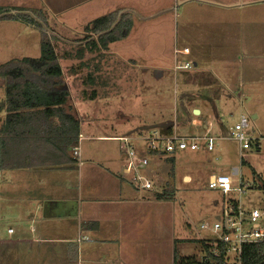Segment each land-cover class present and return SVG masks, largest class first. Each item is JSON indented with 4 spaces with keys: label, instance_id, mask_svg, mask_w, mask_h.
Instances as JSON below:
<instances>
[{
    "label": "crops",
    "instance_id": "0c3cea01",
    "mask_svg": "<svg viewBox=\"0 0 264 264\" xmlns=\"http://www.w3.org/2000/svg\"><path fill=\"white\" fill-rule=\"evenodd\" d=\"M0 7L47 10L50 21L60 22L57 24L61 28H78L80 32L107 14L130 13L134 21L129 36L109 44L107 50L98 53L100 56L95 62L104 66L116 59L123 64L151 67L158 81L172 62L177 63L179 55L191 58L199 68L207 63L205 51L259 50L260 55L264 51V0H0ZM181 23L182 31L187 34V45L182 40ZM85 45L82 42L77 50ZM184 49L189 50L188 55L177 52ZM198 50L205 51L200 54ZM232 63L220 60L219 67L224 73L208 67L207 71L202 69L204 75L209 74L206 78L192 75L197 86L201 85L200 90L195 95L185 94L184 98H203L207 90L220 95V86L229 91V96L246 97L248 88L260 86L255 84L257 81L264 82L259 72L252 74L257 71V61L251 57ZM245 65L250 76H244V70L239 67ZM258 65L264 66V59H260ZM231 71L234 76L229 78L225 73ZM56 80L60 84L65 82L63 77ZM88 80L96 90H102L91 102L116 94L114 81L102 87L92 77ZM232 81L234 83H230ZM204 88L207 90L202 93ZM120 98L124 100L125 96L120 95ZM4 101L5 94L0 98L1 106ZM86 103L77 100L63 106L66 114L79 120V157L74 156V148L64 149L65 144L76 140V133L72 128L69 132L67 123L63 124L59 117L51 118L52 127L44 132L39 129L40 117L36 116L32 124L16 128L7 140L6 150L2 151L0 143V264H82L85 258L101 251L102 246H108L104 247V253H113L120 264H135L131 259L142 257V231L137 216L141 212V201L151 200L150 196L142 197L140 193L150 190L137 187L125 177L131 175L123 171L128 164L127 154L123 152L122 142L115 138L142 134L143 127H139V123L134 128V118L125 109L119 110L118 121L101 116L88 126L84 123L86 118L82 117L86 116ZM106 103L109 106L110 102ZM192 103V110H199V116L203 117L202 109ZM6 115L5 111H0V142ZM117 122L122 124L118 130ZM155 125L161 127V131L165 125L174 127L170 122ZM202 125L206 134L211 135L213 124ZM219 131L223 132L224 139L228 138L222 124ZM85 141L92 143L90 148L86 149L84 143L82 147L81 142ZM113 142L120 146L114 147ZM136 146L139 157L153 155L141 141ZM156 156L150 161L149 178L153 180L158 178L157 170L164 158ZM3 157L8 165L1 167ZM173 158L166 157V160L173 161ZM230 170L233 175L240 172L236 165ZM184 180L190 181L191 176L185 175ZM83 236H88L89 240L76 245L75 241Z\"/></svg>",
    "mask_w": 264,
    "mask_h": 264
},
{
    "label": "rangeland",
    "instance_id": "374dc122",
    "mask_svg": "<svg viewBox=\"0 0 264 264\" xmlns=\"http://www.w3.org/2000/svg\"><path fill=\"white\" fill-rule=\"evenodd\" d=\"M23 9H27L28 14L42 22L44 33L55 43L64 73L63 80L65 82L63 84L66 85L70 93L68 102L71 104L77 100L88 102L84 105L86 116L82 115L83 118H86L84 123L88 126L96 122L95 118L101 116H107L118 121L119 110L125 109L134 118L133 127H137L139 123V127H143V133L134 137L141 138L143 136L144 139L135 140L134 146L137 147L136 145L141 141L146 148L148 142L145 139L154 130L161 128L155 125L156 123L170 122L173 124L174 132L177 135L195 138H202L206 135L203 123H212L214 126V130L211 132V136L216 138L213 152L207 150L205 141L199 140L197 151H177L171 156H162L164 158L157 170L159 176L154 179V189L147 191L149 194L145 193L146 191L140 193L142 197L150 196L151 200L141 201V212L137 216L142 231L143 254L141 258L131 259V261H136L135 264H175L174 252L177 248L182 257H195L200 262L205 253L202 244L198 241L210 240L213 242L217 239V236L209 228L202 229L201 227L205 224L212 228L227 199L238 201L242 207L249 211L253 209L264 210V82L257 81L255 84L260 86L248 88L249 94L246 97H241L235 93V95L229 96V91L224 86H220V95L204 88L202 93L204 90L207 92L203 98L195 97L192 100L187 99V97L182 98L185 94H198L201 85L198 84L199 86H197L192 80L195 79L192 75L198 74L205 76V78L209 76V74L204 75L202 69L207 71L208 67H211L224 73L222 67H219L220 60L225 63H239L247 61L251 57L257 61L255 67L257 71L252 74L259 72V75L264 78V66L258 65L260 59H264V51H260V55L259 50H198L197 52L200 54L205 51L208 57L207 63L199 68L194 66L191 58L179 55L177 63L172 62L171 68L158 81L151 67L147 68L134 63L123 64L116 59L110 60L104 66H99L95 62L100 56L99 52L88 53L82 63L81 60L75 58V55L79 45L82 42L86 43L87 35L84 29L83 31L81 29L82 33L74 27L72 29L61 28L58 25L60 22L57 24L50 21L49 12L41 9L40 11L45 14L47 19L46 23H43L44 17L36 12L37 9L32 7H23ZM182 30H184V25L181 23L182 40L187 45V34ZM94 37L97 38L96 35ZM41 39L42 33L38 28L28 26L20 21L0 20V65L12 60L19 61L26 57L39 58L41 56ZM217 53L221 56L219 57ZM218 58H220L219 61ZM201 59L204 57L201 56ZM186 62H189L193 68L175 70V65L184 66ZM232 66L235 67L233 63ZM239 67L244 70V76L249 75L246 72V65ZM226 68L231 70L227 66ZM225 74L229 78L234 76L233 71ZM89 77H92L94 82L102 87L111 85V83L108 84V81H114L112 83L114 84L113 91L116 90V94L110 98L102 97L95 102L85 99L82 96V90L89 95L93 92H96V96L102 94V90H96L89 83ZM230 83H234V81ZM4 84V80L0 78V98L4 97L5 94ZM120 95H124L125 99L121 100ZM107 101L110 102L109 106H107ZM191 102L197 105L198 109H202L203 117L194 114ZM205 107L208 110H205ZM97 110L99 112H96ZM107 111L108 113L104 114ZM243 116L250 120L246 132L251 139L260 142V150H257L256 147H252L250 150H242L239 142L228 138L224 139L223 132L219 131V125L222 124L228 131V135H225L228 137L231 129H234L241 122ZM194 121L195 124H193ZM121 125L117 122V130L120 129ZM81 143L82 147L84 143L86 149L90 148L92 144L88 141ZM111 144H114V147L120 146L115 142ZM123 152H126L125 149ZM148 157L150 162L152 157L157 156L149 155ZM166 157H174V160H166ZM242 160L245 161L244 165ZM233 165L238 166L240 174L233 175L230 170ZM150 170L151 164L139 168L138 174L147 179ZM185 175H190L191 180L185 181ZM211 175L230 176L234 180V187L239 188L243 185L245 192L242 195L233 192L225 197L220 191L209 188ZM125 177L136 183L134 181L135 172ZM165 191L167 193L174 192L175 199L160 200L156 197L157 194H162ZM135 216L136 213L134 212L133 218ZM261 224L264 226V219L261 220ZM78 240L75 241V244L82 245L77 243ZM102 247V250H99L96 255L85 258L82 264H120L119 258L113 253L111 255L104 253V247L108 246ZM68 260L71 261L70 256Z\"/></svg>",
    "mask_w": 264,
    "mask_h": 264
},
{
    "label": "trees",
    "instance_id": "16d2710c",
    "mask_svg": "<svg viewBox=\"0 0 264 264\" xmlns=\"http://www.w3.org/2000/svg\"><path fill=\"white\" fill-rule=\"evenodd\" d=\"M27 12V9L22 8L5 10L0 7V20L24 22L28 26L40 29L42 33L41 56L39 58L26 57L19 61L12 60L0 65V78L5 82V101L2 103V109L0 105V111H5L7 114L1 131V149L2 151L6 150L7 140L18 126L26 127L29 123L32 124L38 116L40 117L39 129L41 131L47 132L49 127H52L50 119L54 117H59L63 124L67 123L69 132L71 128L75 129L73 131L76 133V140L65 144L64 147L68 151L79 147V120L74 115L66 114L63 110V106L69 101L70 93L64 84H60L56 80L62 78L64 73L55 43L44 33L42 22ZM36 12L44 17L42 21L46 23L45 14L38 10ZM132 27L133 16L128 13L123 14L121 11H115L92 21L84 28L87 35L86 45L76 51L75 58L82 60L86 52L95 53L107 50L109 44L126 39L131 33ZM90 83L92 84V81ZM83 97L94 100L96 92L89 95L84 91ZM173 131L172 126L165 125L162 128V132L165 133H173ZM62 133H66V131ZM64 149L62 150L64 151ZM257 150H260V144H258ZM152 154L155 155V153ZM4 157L1 158V167L8 165ZM242 164H245L244 160H242ZM156 197L160 200L175 199L174 192L167 193L166 191L157 194ZM198 242L202 244L205 253L200 262L195 257H182L176 248L174 252L175 264H229L222 245L217 247L215 241L210 240ZM216 247L219 251L218 255L214 253ZM243 264H264V243L246 247Z\"/></svg>",
    "mask_w": 264,
    "mask_h": 264
},
{
    "label": "built area",
    "instance_id": "2783aa9c",
    "mask_svg": "<svg viewBox=\"0 0 264 264\" xmlns=\"http://www.w3.org/2000/svg\"><path fill=\"white\" fill-rule=\"evenodd\" d=\"M177 52L183 53L184 55L189 54L188 49ZM192 68L193 66L190 63H186L184 66L177 65L175 67L177 71L181 69L190 70ZM195 123L194 121L193 124ZM249 123L250 120L243 116L241 122L229 132L228 139L239 142L242 150H250L252 147L257 148L258 144H260L258 140L254 141L248 136L246 130L249 128ZM209 126H211V124H209ZM115 139L122 142L123 148L128 156V164L123 171L129 174L135 172L136 177H134V181L137 187L144 190H153L155 186L154 180L143 178L138 174L139 168L149 166L150 164L148 158L138 156L136 147L134 146V141L144 139L143 136H141V138L121 136ZM145 140L148 142L147 149L149 153H155V155L159 156H171L177 151H197L199 149V140L205 141L207 150L212 152L215 150L216 138L209 134H206L202 138L181 137L174 131L173 133H165L156 129ZM73 154L75 157H79L80 148H74ZM209 188L220 191L225 197H228L233 192H238L240 195L245 192V187L243 185L239 188L234 187V180L230 176L214 175L210 177ZM262 219H264V210L253 209L249 211L242 207L241 203L238 201L227 199L222 212L217 215L212 228L205 224L202 225L201 228H209L217 236V239L213 241H215L217 247H220V245L223 246L227 263L243 264L245 248L251 245L264 243V226L261 224ZM10 232L12 233V230H10ZM87 240H89V237L83 236L78 242L80 243ZM217 247L214 248L215 255L219 254Z\"/></svg>",
    "mask_w": 264,
    "mask_h": 264
},
{
    "label": "water",
    "instance_id": "95a60500",
    "mask_svg": "<svg viewBox=\"0 0 264 264\" xmlns=\"http://www.w3.org/2000/svg\"><path fill=\"white\" fill-rule=\"evenodd\" d=\"M184 98V96L182 97ZM184 106V104H182ZM184 109H186V107L184 106ZM194 114L195 115H200V111L199 110H194ZM238 170V169H237ZM237 175V174H236Z\"/></svg>",
    "mask_w": 264,
    "mask_h": 264
}]
</instances>
